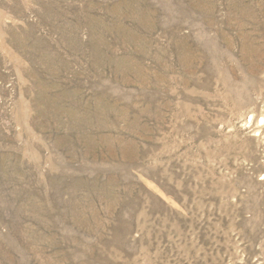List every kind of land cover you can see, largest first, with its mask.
Listing matches in <instances>:
<instances>
[{
	"label": "rangeland",
	"instance_id": "rangeland-1",
	"mask_svg": "<svg viewBox=\"0 0 264 264\" xmlns=\"http://www.w3.org/2000/svg\"><path fill=\"white\" fill-rule=\"evenodd\" d=\"M0 264H264V0H0Z\"/></svg>",
	"mask_w": 264,
	"mask_h": 264
}]
</instances>
